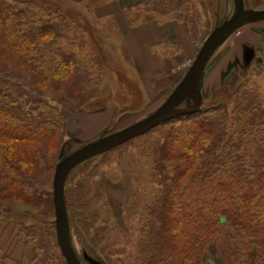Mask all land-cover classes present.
Masks as SVG:
<instances>
[{
  "label": "trees",
  "instance_id": "obj_1",
  "mask_svg": "<svg viewBox=\"0 0 264 264\" xmlns=\"http://www.w3.org/2000/svg\"><path fill=\"white\" fill-rule=\"evenodd\" d=\"M250 1L255 8L264 6V0ZM193 5V0H142L126 6L124 15L131 26L150 12L160 24L177 20L190 28ZM75 28L61 8L0 0L1 210L19 202L40 209L44 219L55 216L52 178L68 137L63 110L92 101L97 85ZM230 102V110L225 102L202 103L195 113L138 136L144 137L151 162L132 264H204L222 219L233 240L229 264H251L264 256L263 73L243 77ZM185 104L184 99L180 106ZM24 226L18 239L35 257L17 260L0 246V264H67L54 221V232L47 229L42 243L29 234L34 227Z\"/></svg>",
  "mask_w": 264,
  "mask_h": 264
},
{
  "label": "rangeland",
  "instance_id": "obj_2",
  "mask_svg": "<svg viewBox=\"0 0 264 264\" xmlns=\"http://www.w3.org/2000/svg\"><path fill=\"white\" fill-rule=\"evenodd\" d=\"M33 1L61 8L74 20L77 27L74 36L84 44L92 60V80L97 84L92 101L75 111L63 110L68 137L62 145L60 158L157 110L183 79L208 34L230 18L235 10L234 0H209L210 3L193 0L190 14L195 24L190 28L187 23L177 20L160 24L149 17L150 12L145 14L147 18L142 23L131 26L125 18L124 8L134 2ZM244 4L246 9H258L250 0H244ZM148 23L163 26L171 37L150 49V53L156 52L164 60L156 55L157 69L148 82H143L137 71L141 68L135 57H131L123 31L137 30ZM176 23L182 24L180 32L187 31L185 40L179 35H171L170 24L175 26ZM250 27L259 33V48L247 45L240 51L236 39ZM231 53L237 54L236 62L230 60L231 67L225 69V56ZM220 70H223L221 78ZM254 70H260L264 76V20L242 26L216 49L203 72V103L225 102L230 110L237 83L243 77L251 76ZM185 100V106H188L191 100L189 97ZM143 140L144 137H136L89 158L86 163L74 167L64 180V198L73 220L71 242L81 264L133 263L144 208L142 188L151 162ZM42 217L45 216L35 206L19 202L5 205V209H0V246L17 260L34 258L36 252L18 239V233L24 225L34 227L35 231L29 234H34L37 242L42 243L44 232H54L52 221L55 216L48 217L50 221ZM232 243L230 228L222 219L215 240L207 249L204 264H229ZM251 264H264V256H255Z\"/></svg>",
  "mask_w": 264,
  "mask_h": 264
},
{
  "label": "water",
  "instance_id": "obj_3",
  "mask_svg": "<svg viewBox=\"0 0 264 264\" xmlns=\"http://www.w3.org/2000/svg\"><path fill=\"white\" fill-rule=\"evenodd\" d=\"M234 8L232 16L208 34L183 79L157 110L120 130L78 147L56 163L52 179L54 224L57 244L67 264H81L71 243L64 198L63 183L68 173L87 159L141 136L164 121L198 111L203 103L200 82L207 62L215 50L237 29L264 20V8L246 9L244 0H234ZM186 97L190 98L191 103L185 107L180 106Z\"/></svg>",
  "mask_w": 264,
  "mask_h": 264
},
{
  "label": "crops",
  "instance_id": "obj_4",
  "mask_svg": "<svg viewBox=\"0 0 264 264\" xmlns=\"http://www.w3.org/2000/svg\"><path fill=\"white\" fill-rule=\"evenodd\" d=\"M140 0H126L127 4L132 3V2H137ZM118 6V4H117ZM120 7V6H119ZM170 29H171V35H179L178 37L180 39H186L187 37V31L184 29L183 32H180L179 29L181 28L182 24L176 23L175 26L174 24H170ZM183 28V27H182ZM260 30V29H257ZM243 31V30H242ZM124 32V38H125V43L129 47V50L131 52V57L133 55V58L135 57V62L141 70L139 71V76L142 78L143 82H148V78L152 76V73L156 71L157 69V62L158 58L160 55H158L156 52L150 53V49L153 48V46H157L158 43L161 42H166L169 41L170 35L166 33L164 30L163 26H157L154 23L150 24H144L140 26L139 28L136 29H130V30H125ZM179 33V34H178ZM186 33V34H185ZM255 30L253 27L245 29V33L241 34L237 39H236V44L240 46V51L242 48L247 47V45H254L257 46L256 48H259L258 44V39H259V33L256 35ZM159 35V36H158ZM255 35V36H254ZM256 37V39H255ZM239 39V40H238ZM254 41H256L254 43ZM231 51V50H230ZM229 51V53H230ZM157 55V56H156ZM237 57V54H230L229 56H225V69L230 68L229 66L230 60H234V63L236 62L235 58ZM146 60V62H145ZM162 60H164L162 58ZM147 67L145 68V66ZM223 70H220L219 75L220 78L223 76Z\"/></svg>",
  "mask_w": 264,
  "mask_h": 264
}]
</instances>
